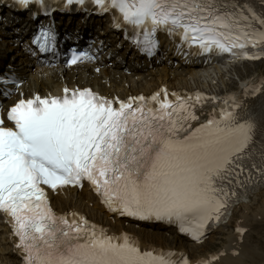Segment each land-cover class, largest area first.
<instances>
[{
	"label": "snow or ice",
	"instance_id": "1",
	"mask_svg": "<svg viewBox=\"0 0 264 264\" xmlns=\"http://www.w3.org/2000/svg\"><path fill=\"white\" fill-rule=\"evenodd\" d=\"M31 2L16 0L24 8ZM35 2L47 11L45 0ZM92 2L101 13L113 11L115 27L130 28L134 43L149 56L158 47L159 31L195 46L194 55L264 56L254 51L264 47V14L237 0ZM73 3L85 0H66V6ZM34 43L43 52L55 49L56 34L50 26L41 29ZM91 59L89 52H74L70 63ZM171 95L174 100L163 89L151 97L119 100L65 87L63 95L21 96L6 108L11 126H0V213L11 226L22 264H191L183 252L141 249L127 233L108 235L78 213L58 215L46 188H79L87 181L113 213L175 223L200 241L234 204L264 186V144L254 162L264 115L258 125L230 96L223 98L224 108L213 107L199 123L197 106L217 98ZM235 231L243 238L246 229ZM217 258L213 253L196 264Z\"/></svg>",
	"mask_w": 264,
	"mask_h": 264
},
{
	"label": "bare ground",
	"instance_id": "2",
	"mask_svg": "<svg viewBox=\"0 0 264 264\" xmlns=\"http://www.w3.org/2000/svg\"><path fill=\"white\" fill-rule=\"evenodd\" d=\"M60 16L64 17L65 15L62 14ZM3 37H4V41H2L1 46H3V44H6V38L10 40L9 35L4 34ZM13 41L15 40L13 39ZM6 49H8V47ZM0 53H1L0 56H6V51H4V49H1ZM2 62L3 60L0 59V69L4 65L2 64ZM183 72L188 73L189 78L191 79L203 78L205 82L211 77V74L213 73V72L206 71L199 66H186V67H182L181 70L177 68L175 69L172 67L171 69L160 71L159 74L157 75V76L160 75L158 81L160 80V81L166 82V80L169 78V74L171 73H174L178 81L180 82L187 81L189 78L185 79L183 77ZM21 73L25 78H27L29 89L45 91L46 88L57 87L59 85V78L55 74H51L44 78H41L38 72L30 73L28 72L27 69L22 70ZM116 73L117 75L120 76V79H118L119 82L116 81L114 78H112L111 85L113 86L114 90L126 92V89L123 87V85L127 83L130 86V84L127 81H123V77L120 71L114 72V75ZM231 74H233V71H231ZM80 81H83V79H81ZM246 81H249V80H246ZM130 82H132L131 84L133 85L134 89L142 87V89L150 90V89L156 88L159 85L157 84L156 81H151V82L136 81L134 82L133 80H131ZM91 83L97 86L98 89L103 90L105 92L112 91L111 89H105L99 83L98 79L96 78L93 79ZM84 194H87L86 190H84L82 193L74 192L73 190L66 191V197L60 196L59 198H55V204H58V203L65 204L70 200H74V203L77 208L82 209L86 213H88L89 210L87 207H85V203L82 201V197H81ZM262 195H264V191H257L256 193H254V195L250 197L249 201L242 203L236 211L237 216H236L235 221L239 219H243L244 220L243 223H246L248 216H249V213L247 212V210L251 209L252 210L251 214L253 215L254 213L253 211L254 210L256 211L262 205L261 202H259V197H261ZM254 205L258 207L257 208L252 207ZM97 209L101 210V208L96 205L92 209V212L90 213V215L91 216L94 215L95 210ZM137 232L139 236L141 237L143 244L156 242L159 244H164L165 247H170L172 246V244L175 243L178 248H181L185 245L183 240H181L172 230H169L166 234L167 238L172 241V244L167 241L168 239H166L165 236L160 234L159 229H157V231H153V228L151 225H149L148 227L140 226ZM168 235H170L171 237H168ZM225 239L226 241L223 243L222 246L230 247L232 242L236 239V235L233 232H228ZM239 247H240V254L237 257L232 258L230 256H227L223 258V261L241 260L244 257L243 264H264V255L256 252L258 249L264 250V242H257L254 245H249L246 243V241H244L242 244H240ZM14 259H15V255L9 243L7 228L5 226H0V261H1V264H8V260H14Z\"/></svg>",
	"mask_w": 264,
	"mask_h": 264
},
{
	"label": "rangeland",
	"instance_id": "3",
	"mask_svg": "<svg viewBox=\"0 0 264 264\" xmlns=\"http://www.w3.org/2000/svg\"><path fill=\"white\" fill-rule=\"evenodd\" d=\"M264 71V65H256L253 69L250 70V72H253V71ZM249 72V73H250Z\"/></svg>",
	"mask_w": 264,
	"mask_h": 264
}]
</instances>
